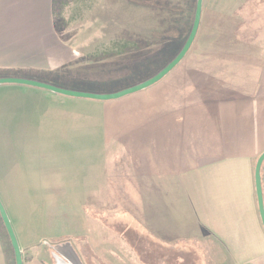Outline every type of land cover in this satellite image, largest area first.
<instances>
[{
	"label": "crops",
	"instance_id": "1",
	"mask_svg": "<svg viewBox=\"0 0 264 264\" xmlns=\"http://www.w3.org/2000/svg\"><path fill=\"white\" fill-rule=\"evenodd\" d=\"M203 7L190 49L202 46L160 81L107 101L42 92L56 103L33 111L21 141L18 134V151L57 152L55 167L65 169L53 178L52 160L34 161L45 170L20 198L79 201L81 230L94 224L99 233L96 264H264L254 177L264 151V0H238L237 23L209 21L208 31ZM51 22V0H0V70L18 65V39L47 38ZM72 137L79 156L71 164ZM66 166L79 171L66 177ZM260 177L264 206V160ZM6 212L23 264H48L41 249L20 244ZM0 264H15L1 238Z\"/></svg>",
	"mask_w": 264,
	"mask_h": 264
},
{
	"label": "rangeland",
	"instance_id": "2",
	"mask_svg": "<svg viewBox=\"0 0 264 264\" xmlns=\"http://www.w3.org/2000/svg\"><path fill=\"white\" fill-rule=\"evenodd\" d=\"M22 1L24 5H36L45 0ZM222 1L206 0L202 31L209 30L205 24L209 21L237 23L238 0H231V8H221ZM51 4L53 34L35 39V34L29 32L31 38L18 39V65L7 71L0 70V77H23L68 89L109 93L151 77L179 52L192 26L196 0H51ZM37 26L22 24L23 30ZM214 27L219 25H211L210 30ZM198 43L189 50L187 61L202 46ZM206 58L198 62L205 65ZM18 85L0 86V200L13 217L20 244L41 249L48 264H54L50 246L65 242H71L83 264H96L93 238L97 232L94 224L89 230L84 227L81 230L79 201L30 200L31 195L20 198L26 192L31 193L32 176L37 177L45 170L32 167L34 161L36 165L38 160H52L47 163L54 167L53 178L65 169L55 167L59 163L54 155L57 152L37 153L29 145H23L18 151V134L21 141L33 111L56 103L40 93L70 96ZM54 139L59 144L56 141L59 137ZM72 140L74 149L68 150L66 156L71 164L79 156L77 137ZM66 171L69 177L79 169L72 167ZM26 183L29 185L24 186ZM86 202L90 205L99 201ZM91 212L87 211L86 218L94 222L95 215ZM0 238L9 262L13 263V252L1 220Z\"/></svg>",
	"mask_w": 264,
	"mask_h": 264
},
{
	"label": "water",
	"instance_id": "3",
	"mask_svg": "<svg viewBox=\"0 0 264 264\" xmlns=\"http://www.w3.org/2000/svg\"><path fill=\"white\" fill-rule=\"evenodd\" d=\"M202 7H203V0H196V6H195L192 26L179 52L157 73L129 87L120 89L118 91L109 92V93H97V92L81 91V90H74V89L58 87L50 83L38 81L35 79L23 78V77H0V84L29 85V86H33L37 88L47 89L52 92L63 94V95L70 96V97L88 98V99L99 100V101L115 100V99L124 97L126 95L144 90L152 86L153 84L157 83L158 81H160L184 58V56L190 49L196 37L199 24H200ZM263 160H264V151L259 155L256 161L254 177H255V188H256V195H257V201H258V208H259V213H260V217L262 220V224L264 227V206H263V199H262L261 177H260V169H261ZM0 218L6 229L11 247L13 249L14 262L15 264H23L22 252H21L17 237L15 235L14 229L12 227L8 214L1 200H0ZM50 247L52 248V256L54 258V264H83L76 250L71 244V242L51 245Z\"/></svg>",
	"mask_w": 264,
	"mask_h": 264
},
{
	"label": "trees",
	"instance_id": "4",
	"mask_svg": "<svg viewBox=\"0 0 264 264\" xmlns=\"http://www.w3.org/2000/svg\"><path fill=\"white\" fill-rule=\"evenodd\" d=\"M0 220H1V218H0ZM1 222H2V220H1ZM2 226H3V229H4L5 233H6V235H7V232H6V229H5L4 225H3V222H2ZM7 237H8V235H7ZM8 239H9V238H8ZM9 242H10V241H9ZM10 247H11V244H10ZM11 250H12V252H13L12 247H11ZM13 256H14V254H13Z\"/></svg>",
	"mask_w": 264,
	"mask_h": 264
}]
</instances>
